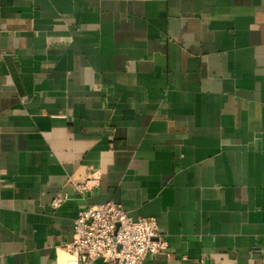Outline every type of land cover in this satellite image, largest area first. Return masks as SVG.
Segmentation results:
<instances>
[{"label": "crops", "instance_id": "1", "mask_svg": "<svg viewBox=\"0 0 264 264\" xmlns=\"http://www.w3.org/2000/svg\"><path fill=\"white\" fill-rule=\"evenodd\" d=\"M89 180L146 264H264V0H0V264H77Z\"/></svg>", "mask_w": 264, "mask_h": 264}, {"label": "built area", "instance_id": "2", "mask_svg": "<svg viewBox=\"0 0 264 264\" xmlns=\"http://www.w3.org/2000/svg\"><path fill=\"white\" fill-rule=\"evenodd\" d=\"M90 181L73 183L81 195L82 206L74 221L73 241L67 252L77 264H91L97 260L106 264H146L150 255L172 257L156 219L135 220L121 205L113 202L89 205L85 195L92 190ZM93 181L97 183L98 179ZM67 199V196L55 199L53 208Z\"/></svg>", "mask_w": 264, "mask_h": 264}]
</instances>
